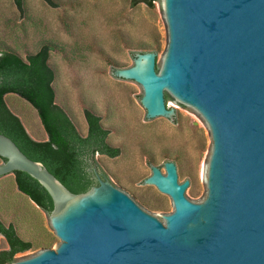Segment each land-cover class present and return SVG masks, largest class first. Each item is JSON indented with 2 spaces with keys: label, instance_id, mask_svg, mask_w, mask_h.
Listing matches in <instances>:
<instances>
[{
  "label": "water",
  "instance_id": "95a60500",
  "mask_svg": "<svg viewBox=\"0 0 264 264\" xmlns=\"http://www.w3.org/2000/svg\"><path fill=\"white\" fill-rule=\"evenodd\" d=\"M164 11L162 67L154 53H138L133 67L114 73L142 87L154 125L180 123L165 95L207 122V199H188L194 186L187 189L178 165L165 163L166 175L153 167L145 182L174 208L161 222L106 178L71 193L0 134V181L20 171L41 184L61 241L12 264H264V0H164Z\"/></svg>",
  "mask_w": 264,
  "mask_h": 264
},
{
  "label": "rangeland",
  "instance_id": "374dc122",
  "mask_svg": "<svg viewBox=\"0 0 264 264\" xmlns=\"http://www.w3.org/2000/svg\"><path fill=\"white\" fill-rule=\"evenodd\" d=\"M23 0L20 13L13 0H0V45L16 50L22 57L35 51L41 42L51 41L64 49L52 51L50 64L56 79L58 103L81 135L87 124L83 106L93 109L108 129V142L119 149L115 158L95 155L92 168L125 194L130 193L143 210L158 218L173 211L171 199L145 181L152 168L166 175L165 163L178 165L183 183L192 189L188 199L204 203L208 196V171L213 152L212 132L198 112L188 111L177 99L168 101L169 111L180 112V123L154 125L141 103L143 89L138 83L117 79L114 70L134 66L136 54L154 53L162 67L169 44L164 0L153 8L131 5L130 0ZM146 45L147 50L137 44ZM8 109L20 120L34 141L47 135L35 110L16 95H6ZM186 189V190H187ZM0 205L15 213L26 232L40 235L55 231L49 215L17 191L14 177L0 181ZM35 225V226H34ZM37 230V233H39ZM61 244L55 237L51 250ZM8 249L0 237V251ZM41 249L15 256V261L32 258Z\"/></svg>",
  "mask_w": 264,
  "mask_h": 264
},
{
  "label": "trees",
  "instance_id": "16d2710c",
  "mask_svg": "<svg viewBox=\"0 0 264 264\" xmlns=\"http://www.w3.org/2000/svg\"><path fill=\"white\" fill-rule=\"evenodd\" d=\"M13 1L23 14V0ZM43 1L51 7L57 6L52 0ZM154 1L130 0L132 6L144 4L149 8H153ZM136 47L147 50L141 43ZM52 51L64 53L62 47L51 41L41 42L25 57L0 45V134L9 138L28 159L41 163L71 193L82 194L96 184L91 172L95 155L114 158L119 155V149L108 142L110 131L103 127L101 117L93 109L83 106L86 134L83 136L76 130L68 111L57 100L56 73L49 62ZM10 94L35 110L47 135L45 141L30 138L18 117L8 109L4 97ZM171 99L165 95V101ZM13 175L20 195L49 215L53 203L41 184L24 172L16 171ZM12 212L0 205V237L8 246L0 251V264H12L16 255L33 249L51 250L55 241L53 234L46 232L43 235L42 231L40 235L39 225H36L39 233L37 230L26 232L20 220L13 218L15 213Z\"/></svg>",
  "mask_w": 264,
  "mask_h": 264
},
{
  "label": "flooded vegetation",
  "instance_id": "af4514ba",
  "mask_svg": "<svg viewBox=\"0 0 264 264\" xmlns=\"http://www.w3.org/2000/svg\"><path fill=\"white\" fill-rule=\"evenodd\" d=\"M97 156H100L99 154H96ZM107 157V156H106ZM115 158V157H114ZM92 162V161H91ZM92 164V163H91ZM91 172H92V175H93V179L95 180V181H97L98 180V178H100V179H105L106 177L103 175V174H101L100 172H98L96 169H94V168H92V166H91ZM96 185V184H95Z\"/></svg>",
  "mask_w": 264,
  "mask_h": 264
}]
</instances>
